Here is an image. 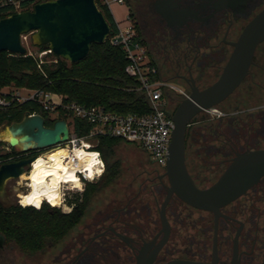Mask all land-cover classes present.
Here are the masks:
<instances>
[{"label": "flooded vegetation", "instance_id": "af4514ba", "mask_svg": "<svg viewBox=\"0 0 264 264\" xmlns=\"http://www.w3.org/2000/svg\"><path fill=\"white\" fill-rule=\"evenodd\" d=\"M122 2L167 85L165 110L172 115L194 90L201 91L220 77L243 29L264 7V0ZM262 149L264 40L239 85L218 105L190 120L185 166L195 185L205 188L238 155ZM37 154L19 153L18 160ZM118 177L106 187L101 206L93 213L88 207L82 222L62 238L46 240L34 253H21L10 245L12 264H261L264 174L237 199L221 206L217 216L170 194L166 166L149 158L132 172L130 181L121 182ZM79 196L71 198L65 192L64 202L57 206L60 212L72 213L83 200ZM5 198L0 202L12 205ZM4 243V237L0 238V251Z\"/></svg>", "mask_w": 264, "mask_h": 264}, {"label": "water", "instance_id": "95a60500", "mask_svg": "<svg viewBox=\"0 0 264 264\" xmlns=\"http://www.w3.org/2000/svg\"><path fill=\"white\" fill-rule=\"evenodd\" d=\"M110 31L109 23L95 0H41L32 9L0 18V53L26 54L21 36L31 33V43L51 50L62 59L76 63L85 58L93 43H103ZM264 40V7L245 26L220 77L207 88L194 90L172 115L173 129L166 153V175L170 189L186 204L218 215V210L241 196L264 174V149L238 155L224 173L211 185L199 188L185 166V135L190 120L199 112L218 105L241 82L257 45ZM8 146L20 152H36L65 143L69 125L65 117L56 118L47 126L40 113L25 111L20 121L5 123ZM37 158L0 164V198L5 197L9 180L18 179L21 169L30 170ZM1 239L3 237L0 236ZM167 264H203L172 261ZM261 264H264V256Z\"/></svg>", "mask_w": 264, "mask_h": 264}, {"label": "trees", "instance_id": "16d2710c", "mask_svg": "<svg viewBox=\"0 0 264 264\" xmlns=\"http://www.w3.org/2000/svg\"><path fill=\"white\" fill-rule=\"evenodd\" d=\"M95 1L112 31L114 20L111 13L99 4V0ZM24 5L26 10L33 8L26 1ZM4 11L5 9H0V18L8 15ZM139 39L142 42L140 36ZM151 61L156 65L153 59ZM127 63L122 47L111 45L107 39L101 44H91L88 55L76 63L68 62L54 53L48 54L45 61L39 63V59L31 55L2 51L0 86L44 89L67 95L69 101L82 105H101L120 114L148 112L150 106L144 94L131 90L137 86V82L126 74ZM25 111L40 113L44 116L46 125H52L53 121L49 119L48 112L29 103L0 111V124L20 121ZM59 117L68 116L60 111ZM72 122L74 132L78 136L88 133L89 124L79 119H73ZM119 143L128 144L145 159H151L136 143L100 136L96 149L105 162V170L96 183L87 184L83 200L72 213L62 214L58 208L45 202L40 209L31 206L21 207L18 203L6 206L0 202V234L5 239V246L15 245L21 253L28 251L34 253L44 247L46 240L62 238L73 225L82 222L93 198L105 192L106 187L119 175V163L114 159V149ZM10 149V153L0 155V164L18 160L20 156L18 154L21 152L14 148ZM10 156L13 157L9 158Z\"/></svg>", "mask_w": 264, "mask_h": 264}, {"label": "built area", "instance_id": "2783aa9c", "mask_svg": "<svg viewBox=\"0 0 264 264\" xmlns=\"http://www.w3.org/2000/svg\"><path fill=\"white\" fill-rule=\"evenodd\" d=\"M25 1L30 6L38 2V0H0V9H5L4 12L8 15L21 12L26 10ZM99 4L107 8L112 15V5H122L123 2L122 0H99ZM113 20V29L112 31L110 29L106 39L111 45L122 47L128 61L125 72L137 82V86L131 90L144 94L150 106L148 112L120 114L107 110L101 105H82L75 101H69L68 96L64 94L44 89L17 88L13 85L0 86V111H6L23 103H29L31 106H36L48 113L54 112L57 114L56 118H59V112L62 111L72 120L79 119L90 125L86 135L78 136L74 132L72 120L70 123L68 122L69 139L63 144L70 155H73L71 153L73 140H76V146H79L81 141L91 144L93 147L86 149V151L94 152L98 151L94 142H98L100 136H109L138 144L153 162L165 167L166 153L173 129L172 114L167 113L165 110L167 85L161 79L156 65L152 63L147 54L129 15L126 14L122 20L113 17ZM23 36H21V39H23ZM48 54H52L51 50L43 49L41 56L38 58L39 63H43ZM26 55L32 56L29 52H26ZM30 113L38 112L30 111ZM10 148L12 147H6L7 150ZM100 158L102 159L101 154ZM95 167L99 166H94V169ZM104 170L105 165L103 172ZM77 175L84 185L85 182L89 181L80 172H77ZM96 178H99V176ZM63 187L70 188V184H64ZM68 191L71 190L65 192Z\"/></svg>", "mask_w": 264, "mask_h": 264}, {"label": "clouds", "instance_id": "9594fccd", "mask_svg": "<svg viewBox=\"0 0 264 264\" xmlns=\"http://www.w3.org/2000/svg\"><path fill=\"white\" fill-rule=\"evenodd\" d=\"M55 3L57 0H49ZM5 143L10 141L0 137ZM93 146L81 141L76 146V140L72 141L71 153L68 150L58 151L36 159L30 165V172L25 173L21 169L14 191L17 193L18 203L21 207L32 206L40 209L45 201L52 206H60L64 202V194L67 190L80 192L84 191V184L80 182L76 173L80 172L86 180H94L103 172V160L98 151L89 152ZM65 158L67 160L65 161ZM74 158L85 162L81 167L79 163H74ZM99 166L95 167L94 166ZM50 178V179H49ZM70 182V188L63 187ZM70 211V209H66Z\"/></svg>", "mask_w": 264, "mask_h": 264}, {"label": "rangeland", "instance_id": "374dc122", "mask_svg": "<svg viewBox=\"0 0 264 264\" xmlns=\"http://www.w3.org/2000/svg\"><path fill=\"white\" fill-rule=\"evenodd\" d=\"M112 10L115 13V15L117 16V18L119 20H122L124 18L123 16L127 12V7L123 6L121 4H113ZM31 35H32L31 33L24 34L23 39H21L22 45L26 48L27 53L28 52L31 53L34 58H39V56H41V51L43 50V48H39L38 46H35L31 43ZM214 109H216V108H214ZM212 114H213L212 116L215 115V113H212ZM48 117L51 121H53L57 117V114L54 112H49ZM71 120H72L71 117H67V122L70 123ZM215 123H216V120H215ZM5 125H6L5 123L0 124V129H2V128L4 129ZM94 143H95V145H97V142H94ZM7 146H8L7 143L0 140V153L7 151V149H6ZM58 147H64L65 148V145L62 144V145L54 146L51 148L43 149L41 151H38V155L44 156L45 154H48L52 150H56ZM114 159L117 160L119 163L120 171H119L118 176L120 178L119 177L118 178L121 182L130 181L131 176H132V172L134 170H137L138 166L141 165L145 160V158L143 156H141L140 154L135 152V150L130 145L125 144V143H119L117 146H115ZM104 165H105V162H104ZM25 173H27V172H25ZM101 175H98L99 178L101 177ZM99 178H95L94 180L85 182L84 191H85V189H87L88 183L89 184L96 183ZM16 183H17V180H14V179H11L7 182L6 189H5V196H6L5 199L7 200L8 205L18 203L17 193L14 191V186L16 185ZM84 191L80 192L79 190H76V191L71 190L68 192H69V196L70 197L72 196L71 198H73L76 195H80V197H81L83 195ZM105 197H106L105 192L97 195V197L93 199V202H91V204L89 206L90 209L88 211H90V213H93V210L96 211L101 206V203L105 200ZM55 208H58V207H55ZM62 208L65 211H67L66 209H68L67 206H62ZM8 249H9V246H5V249L0 251V264H12V259H13L12 256L13 255L11 256Z\"/></svg>", "mask_w": 264, "mask_h": 264}, {"label": "bare ground", "instance_id": "6f19581e", "mask_svg": "<svg viewBox=\"0 0 264 264\" xmlns=\"http://www.w3.org/2000/svg\"><path fill=\"white\" fill-rule=\"evenodd\" d=\"M0 137H4L6 140H8V134L5 132V130H4L3 128L0 129ZM2 141H4V140H2ZM64 150H67V149L64 148V147H58L56 150H52V151L49 152L48 154H51V153H54V152H58V151H64ZM44 156H45V155H44ZM41 157H43V155H38L36 159H39V158H41ZM36 159H35V160H36ZM35 160H34L32 163H34ZM66 160H67V158H65V161H66ZM73 162H74V163H79L81 167H84V166H85V162L79 161L78 158H74ZM28 172H30V170H29ZM28 172H27V173H28ZM76 175H77V173H76ZM77 177H78V175H77ZM78 178H79V177H78ZM49 179H50V178H49ZM79 180H80V178H79ZM80 182L82 183L81 180H80ZM66 184H70V182H69V183H66ZM45 202H47V201H45Z\"/></svg>", "mask_w": 264, "mask_h": 264}, {"label": "crops", "instance_id": "0c3cea01", "mask_svg": "<svg viewBox=\"0 0 264 264\" xmlns=\"http://www.w3.org/2000/svg\"><path fill=\"white\" fill-rule=\"evenodd\" d=\"M123 6H124V5H123ZM126 14H127V12L125 13V15H126ZM112 15H113V17H114L115 19L119 20V19L117 18V16L115 15V13L113 12V10H112ZM125 15H124V16H125ZM124 16H123V17H124Z\"/></svg>", "mask_w": 264, "mask_h": 264}]
</instances>
